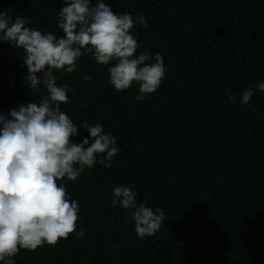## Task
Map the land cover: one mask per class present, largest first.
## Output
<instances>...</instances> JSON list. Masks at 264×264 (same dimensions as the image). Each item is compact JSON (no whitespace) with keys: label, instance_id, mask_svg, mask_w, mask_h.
Here are the masks:
<instances>
[{"label":"trees","instance_id":"trees-1","mask_svg":"<svg viewBox=\"0 0 264 264\" xmlns=\"http://www.w3.org/2000/svg\"><path fill=\"white\" fill-rule=\"evenodd\" d=\"M105 2L118 14L145 17L131 29L136 54L147 53L149 63L162 56L164 79L137 100V83L122 91L110 83L114 61L84 54L73 72L54 71L70 89L61 110L79 127L73 142L89 137L85 123L100 124L119 151L110 167L99 154L75 181H57L78 202L75 231L55 245L21 249L14 264H264V91L257 87L264 82V0ZM64 6L0 0L13 21L20 16L57 38ZM26 75L22 50L0 40V113L46 94L43 86L30 89ZM249 87L253 96L243 104ZM116 186H129L137 205L163 209L156 233L137 235L130 211L112 204Z\"/></svg>","mask_w":264,"mask_h":264},{"label":"clouds","instance_id":"clouds-1","mask_svg":"<svg viewBox=\"0 0 264 264\" xmlns=\"http://www.w3.org/2000/svg\"><path fill=\"white\" fill-rule=\"evenodd\" d=\"M63 3L58 23L63 36L59 38L26 27L25 18L17 16L13 21L7 12H0V40L22 50L30 89L43 86L46 90L38 103L0 113V261L4 264H14L12 258L21 249L55 245L73 233L79 205L57 181L65 177L75 181L85 167L97 162L99 154H106L99 162L106 160L105 167H110L119 151L116 138L100 124L85 123L89 137L73 142L79 127L61 110L70 89L57 84L54 71L73 72L84 54L104 65L114 61L108 68L110 83L117 91L137 83L141 94L137 100L156 91L165 76L162 56L156 54L155 62L149 63L147 53L136 54L138 42L131 29L136 23L146 24L143 15L118 14L105 0ZM257 87L264 91V82ZM252 96V88L245 89L241 103L248 104ZM113 195L114 206L130 211L140 238L156 233L166 219L161 208L137 205L129 186H116ZM77 235L82 238L84 230Z\"/></svg>","mask_w":264,"mask_h":264}]
</instances>
